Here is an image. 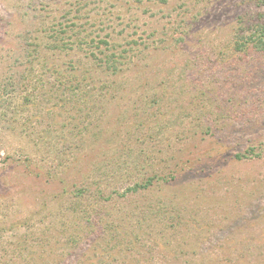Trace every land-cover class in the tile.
I'll return each mask as SVG.
<instances>
[{
	"label": "rangeland",
	"instance_id": "374dc122",
	"mask_svg": "<svg viewBox=\"0 0 264 264\" xmlns=\"http://www.w3.org/2000/svg\"><path fill=\"white\" fill-rule=\"evenodd\" d=\"M263 11L259 0H0V88L11 91L6 105L0 96V249L10 263L71 264L74 231L82 264H264V54L232 41L241 16ZM97 15L104 23L91 29ZM58 22L156 46L118 75L93 67L84 90L94 95L72 102L65 85L50 92L56 75L20 57L25 35ZM54 58L70 77L92 65L78 48ZM73 196L90 215L69 209Z\"/></svg>",
	"mask_w": 264,
	"mask_h": 264
},
{
	"label": "trees",
	"instance_id": "16d2710c",
	"mask_svg": "<svg viewBox=\"0 0 264 264\" xmlns=\"http://www.w3.org/2000/svg\"><path fill=\"white\" fill-rule=\"evenodd\" d=\"M260 1L264 4V0H259V3ZM147 2L154 4L160 3L161 5H163L166 4L168 0H137V6L139 8L146 7ZM146 10H148V8H146ZM105 15L103 16L105 17ZM258 15L259 16L257 17L254 14L244 15L241 16L239 20L238 26L235 29L234 37L232 38L233 49L239 54H246V55L249 54L256 55L259 53L264 54V11L259 12ZM92 19H93V23L91 24L92 27L91 29H93V27H95L99 21L101 23H104L105 20V18L98 17V15L97 17L95 16ZM89 29L90 28H86L85 30L80 31V29H77L75 25L68 26L66 25V23H60V22H58L57 25L56 24L51 25L49 28L45 27V25H42L40 26L39 30H36L37 32L36 34L29 33L25 35L23 44L22 46L20 45L19 47L21 48L20 57L22 58L34 57L33 60H29L31 69L33 71H37L35 69L36 68L35 62L37 61L36 63L40 64L43 69L42 72H44L45 74H50L52 76L56 75L54 76L55 79L50 77L49 80H46V82H49V84L51 85L49 88L50 92L53 94L54 90L60 89V87H55L57 84H58L57 86L65 85V89L67 90V92H65V95L69 99V101L72 102L73 101L79 102L81 100H84L86 97L94 95L92 89L84 90L85 84L95 81L94 77L90 73L93 67H96V69L97 68L105 69L115 75H118L122 72V67L126 65L128 61L129 62L133 61L134 63L138 57L140 59H143L147 51L150 49V47L155 48L156 46V45L155 46L148 45V43H145L144 41L138 42L136 39L127 40V37L124 38V34H121L122 38L121 36L119 38L121 41L117 42V40L112 36V32H106L105 34H103L101 31L92 32V30L89 31ZM188 31L187 28H185L184 33H188ZM121 33L123 32L121 31ZM180 38L183 39V34ZM75 48L81 49L83 51V55H85V57L92 62V65L90 68L87 67L83 70L84 74H82V76L80 75L77 76L76 74H73L70 77V76H66L64 71L57 69L56 63L53 62L52 60L55 59L54 56H56V54H62L63 52L70 54L73 50H75ZM43 52L48 53L49 57L52 59L48 57L47 61L46 60L44 61L43 56L41 55V53ZM134 65H136V63ZM34 66L35 68H33ZM48 67H50L51 70L47 71L46 68ZM58 74H62V75L58 76ZM22 77L24 78L25 76L23 75ZM39 79L41 81H44L43 76L42 77L40 76ZM15 88H19V87L14 86V88L11 89L15 90ZM42 88H44V86H42ZM9 89H10L9 86H4L2 89L0 88L1 91L0 96L2 102L5 105L8 102V100L11 98L9 94L11 91ZM46 92L47 91L43 93L45 94ZM25 99L26 101H30L31 100L30 94L25 96ZM24 104H22V106ZM153 181L154 178L152 176L148 178V180L144 183H136L134 186H131L130 188H128L129 189L128 191L137 192L141 189L142 190L146 189L152 184ZM73 197H72L73 199L70 201L69 209L73 210L74 213H76L77 215H79L80 213L82 214L87 213V215H90V212H87L88 210L86 206L87 205L86 199H83L84 196H82V199L81 196H73ZM99 207L94 208L96 213L98 214L95 215L96 216L95 218L93 216H88V219L94 221L93 222L94 225L96 224L100 225L103 221L102 205ZM67 213L69 214L70 212ZM67 221L68 220L60 224L62 231H65L67 229L65 228L67 226L66 224ZM115 225H116L115 221L109 222V225L107 224L108 231L110 229H112L111 232L116 230ZM83 236L84 234L82 233L79 234V232L76 233L74 231L68 234L67 244H66L67 251L66 252L63 251V256H64L63 259L67 260V256L72 257L74 255H77L76 258L73 260L74 262H72L71 264L83 263V261H81L82 258L81 259L79 258V255L82 251L81 246H79V241L82 239ZM20 246L21 247H19L18 250H21V248L28 247L29 244L23 243ZM7 255H8V249H6L5 246H2V249H0V264H11L10 262L12 260L7 259L9 258L7 257ZM28 264L30 263L28 262ZM32 264H47V263L35 262ZM56 264H64V263L60 261L59 263Z\"/></svg>",
	"mask_w": 264,
	"mask_h": 264
}]
</instances>
